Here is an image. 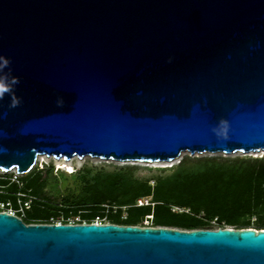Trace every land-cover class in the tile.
Masks as SVG:
<instances>
[{
  "label": "water",
  "instance_id": "95a60500",
  "mask_svg": "<svg viewBox=\"0 0 264 264\" xmlns=\"http://www.w3.org/2000/svg\"><path fill=\"white\" fill-rule=\"evenodd\" d=\"M0 169L264 151V0H0ZM0 264H264V230L25 224Z\"/></svg>",
  "mask_w": 264,
  "mask_h": 264
},
{
  "label": "trees",
  "instance_id": "16d2710c",
  "mask_svg": "<svg viewBox=\"0 0 264 264\" xmlns=\"http://www.w3.org/2000/svg\"><path fill=\"white\" fill-rule=\"evenodd\" d=\"M135 171L132 166L83 168L74 174L79 189L55 199L43 193L52 166L33 171L21 178V191L32 197L22 221L42 224L51 217L66 220L79 215L90 222L103 217V205H108L117 207L107 214L116 225L144 227L143 221L150 220L152 227L182 230L213 229V225L264 230V158H184L169 174L152 178V185L150 179L136 178ZM18 190L14 183L8 187L11 193ZM7 197L16 199L14 194ZM147 198L148 204L137 205Z\"/></svg>",
  "mask_w": 264,
  "mask_h": 264
},
{
  "label": "rangeland",
  "instance_id": "374dc122",
  "mask_svg": "<svg viewBox=\"0 0 264 264\" xmlns=\"http://www.w3.org/2000/svg\"><path fill=\"white\" fill-rule=\"evenodd\" d=\"M184 158L196 159V158H216V159H254V158H264V151H251L248 153H243L237 151L235 153L227 154L224 152H203V153H191L189 151H183L174 160L171 161H145V160H115V159H105L101 157H95L90 155H85L83 157L74 156L71 159L67 160L63 157L57 159L53 155L49 157L46 154H41L37 156V160L33 168L24 174H21V178L30 174L33 171L45 170L52 166L53 174L48 178V182L43 189V193L48 195L50 198L55 199L60 195H63L68 192V190L77 191L79 189V181L75 180L74 174L80 171L83 168H92L105 170H113L115 168H121L126 166H132L136 168L135 176L138 179H150V184L152 185L154 181L152 178L158 175H166L174 169L181 160ZM71 167L72 171H67V168ZM12 170V169H11ZM9 170L10 173H16ZM162 170V171H161ZM16 175V174H15ZM149 199V198H147ZM144 201V200H143ZM71 222H78L81 217L79 215L70 216ZM82 220V219H81ZM143 226H151L152 222L150 220H144ZM140 226V225H138ZM152 227V226H151ZM233 228V227H232ZM213 229H217L213 225Z\"/></svg>",
  "mask_w": 264,
  "mask_h": 264
},
{
  "label": "built area",
  "instance_id": "2783aa9c",
  "mask_svg": "<svg viewBox=\"0 0 264 264\" xmlns=\"http://www.w3.org/2000/svg\"><path fill=\"white\" fill-rule=\"evenodd\" d=\"M10 171H4L0 169V213H7L12 216H17L22 220V218L25 215V212L30 209L32 197L28 194L21 191V188L23 187V182L21 180V174L16 171V173L9 174ZM16 174V175H15ZM1 181H7L6 184L1 183ZM17 184L19 190L15 193H11L8 191V187L10 184ZM14 194L16 199L13 201L7 195ZM144 200V201H143ZM149 199H139L137 201V205H143L148 204ZM105 210V215L102 216H95L94 219L90 222H86L85 220H79L78 222H71L69 218L64 220L62 217L59 218H49L45 223L42 224H96V225H102V224H112L107 214L109 213V209L111 208L112 212L115 213L117 207L115 206H108L103 205ZM126 207H122L123 210H125ZM173 210H179L178 208H174ZM181 211V210H180ZM123 217H125V214H123Z\"/></svg>",
  "mask_w": 264,
  "mask_h": 264
},
{
  "label": "clouds",
  "instance_id": "9594fccd",
  "mask_svg": "<svg viewBox=\"0 0 264 264\" xmlns=\"http://www.w3.org/2000/svg\"><path fill=\"white\" fill-rule=\"evenodd\" d=\"M3 81H0V98H2V94L4 93V92H7V91H9V89L7 88V87H4L3 86Z\"/></svg>",
  "mask_w": 264,
  "mask_h": 264
},
{
  "label": "bare ground",
  "instance_id": "6f19581e",
  "mask_svg": "<svg viewBox=\"0 0 264 264\" xmlns=\"http://www.w3.org/2000/svg\"><path fill=\"white\" fill-rule=\"evenodd\" d=\"M12 170L14 171V169H12ZM12 170H11V171H12ZM15 170H16V169H15ZM67 171H72V168H71V167H68V168H67Z\"/></svg>",
  "mask_w": 264,
  "mask_h": 264
}]
</instances>
